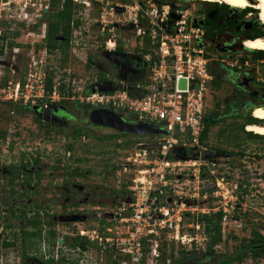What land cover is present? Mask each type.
<instances>
[{
  "label": "built area",
  "instance_id": "2783aa9c",
  "mask_svg": "<svg viewBox=\"0 0 264 264\" xmlns=\"http://www.w3.org/2000/svg\"><path fill=\"white\" fill-rule=\"evenodd\" d=\"M63 2L60 0L58 7H53L52 0H0V29L3 26L14 32L19 28L33 30L37 27L42 31L43 41L49 22L42 20L49 17V12L52 14V8L55 12L62 10ZM71 5L69 49L72 38L80 30L82 16L89 14L91 8L97 9L99 16L95 26H100L102 58L110 60L105 53H111V57L118 54L120 58L128 55L123 54L124 50L117 53L120 41L115 30L120 27L133 32L135 49L140 51L131 54L140 62L142 72L137 74L140 77L134 81L130 79L129 83L105 75L103 82L98 81L97 75L93 80L76 79L70 74L64 79L65 72L50 65V51L44 43L38 49L34 47L35 43H30L31 50L26 52L27 72L21 82L9 81L0 89V101L44 110L64 100L112 111L164 130L166 135L156 136L158 143L138 145L136 152L123 163L122 171L132 172L128 173L131 175L125 183L128 203L121 202L115 211L108 212L114 217L105 220V225L80 229L77 236L102 252H112L117 264H148V261L156 264L162 235L186 251H204L207 237L203 225H184L183 217L188 214L197 218L221 210L224 215L222 225L227 219V222L234 219L227 214L228 188L220 183L222 179L212 181L211 198L219 202L213 208L205 205L209 196L207 192L201 195L202 190L198 192L197 186L183 191L182 188L174 190L171 184L180 177L174 178L176 171L191 170L197 180V169L209 165L204 159L208 151L200 144V136L204 128L205 99L212 79L210 63L215 57L208 52L212 42L204 39L205 30L200 25L202 18L191 15L189 10H176L174 20L169 22L170 7L157 0H71ZM113 16L122 19L114 24ZM146 33L150 44L155 46L153 61L149 54L141 53ZM57 40L62 41V38ZM86 56H89L87 52L81 54L83 62ZM95 58L94 54L92 67ZM48 77L52 80L50 92L46 84ZM180 80L185 82L184 89H179ZM176 147L181 150L174 151ZM176 157L184 159L176 160ZM231 209L233 212L235 207ZM57 256L58 251L56 260ZM5 263L0 256V264ZM256 264H264V259Z\"/></svg>",
  "mask_w": 264,
  "mask_h": 264
},
{
  "label": "rangeland",
  "instance_id": "374dc122",
  "mask_svg": "<svg viewBox=\"0 0 264 264\" xmlns=\"http://www.w3.org/2000/svg\"><path fill=\"white\" fill-rule=\"evenodd\" d=\"M157 1L169 7L181 6L182 8H187L189 13L194 16H196L197 9L204 2L181 0L182 2H186L184 5L175 0ZM205 3L223 5V3L217 1ZM249 9L255 10L251 7ZM236 11L242 12V10L237 9ZM54 12L55 10L52 8V13ZM50 13H48L49 16ZM98 16V10L94 8H91L89 14L82 16L80 30L72 38L71 49L67 52V64L61 67L64 63L62 62L63 55L60 51H54L50 53V65H59V69H62L66 74L64 79H67V75L69 76L70 74V76L76 79L85 80L88 78V80H93L99 71L105 76H114L118 80L133 79L134 75H132V78H128L129 75L125 71L121 73V77H118L116 69L114 68L116 65L113 64L120 65L121 63L114 60L106 61L102 58V52L100 50L102 42L99 40L100 26H95ZM250 16L248 15L245 20H249L251 18ZM257 17L259 24L262 26L263 24L261 23L263 22L260 19V15L258 14ZM49 19L50 17H45L42 22L48 23L50 22ZM111 19L114 24H117L116 22L122 18L113 16ZM247 25L245 23V26ZM115 32L119 38L120 46L124 50V54H135L137 52L135 49L137 44L136 40H134V33L120 29V27H117ZM14 33L17 34L15 37L13 35ZM41 36L42 31L37 27L33 30L19 28L14 32H10L3 26L1 27L0 89L3 88L5 82H21L23 75L27 72V64L29 63L26 55V52L31 50L29 44L35 43L34 47L38 49L39 46L45 43L44 40H41ZM225 46L228 47V45ZM83 52H87L91 57L94 54L97 56L93 60L94 67H85L81 58ZM241 54H245V51L240 46V41H238L237 44L231 46L230 53L224 55L222 59H225L226 62H232L233 60L228 59L226 57L227 55H232L235 58ZM11 66H14V68H10ZM115 79L112 80L116 81ZM210 99L211 97L208 92L205 99V114L208 113L207 104ZM66 108L68 110L64 112L68 118L64 114L59 116L65 117L67 122H64L61 118V122L54 123L52 125L53 129L46 134L45 130L39 129L32 114L25 112L18 114L15 113L16 111L12 106L0 104V134L5 135L3 139H0V228L3 227L2 224L5 226L3 234L0 235V256L6 262L5 264H26L21 245V232L25 226H23V222L11 219L15 226L11 229H9L10 227L6 228L5 224L11 221H4L2 218H10L11 208L16 212L26 207L27 205L25 204H30V202L32 203L35 200L37 203V206L35 205L36 210L38 209L44 214L42 204H45L46 208H48V213L44 217L41 216V218L45 221L49 220L56 223V239L57 241L62 240V242L61 244H57L56 242L52 248L49 243L43 242L41 239V241L37 242L34 247L29 248L25 253L26 258L30 259L32 263L37 264V260L40 259L39 257L42 254L49 258V252H54L52 264H112L111 262L114 260L112 252H102L88 242H86L85 247L87 248V252H80L79 249L71 250L69 247L71 239L76 238L80 229L87 230L90 227H101L102 225L96 221L75 224L74 222L77 221L76 217L67 215L58 216V206L69 203L70 201H67L64 195L62 199H59L56 197V194L59 195L60 192L65 194V192L71 191V188L69 187L68 191L65 188L61 190V188L54 184H59L60 179L63 182L69 179L71 176L67 175L68 171L75 173L74 170H77L78 174H83L86 178L81 179L74 175L72 179L73 184L83 188V193L76 196V200L84 203L85 206L83 208L95 212L94 214L113 212L129 196L125 189V183L131 175L128 173L132 172L128 171L125 173L122 171L125 159L133 155L140 145L151 146V143H158L159 138L156 136H136V138L127 137L115 141H100L98 138L107 135V130L90 127L87 123V114L81 109H70L68 106ZM253 119L256 120L255 118ZM58 124L65 125L59 126L63 129L61 134L57 133ZM77 127L84 128L86 133H83V138L73 140L70 133L72 129ZM232 136L237 138L234 139ZM117 145L118 147H116ZM68 146L72 147L69 157L66 151ZM203 146L208 151L222 149L227 152H233L234 156L228 162H223V164L215 166L207 165V167L204 166L205 169H201V166L197 169L199 170L197 180L193 178L191 170L184 173L176 171L174 178H177V176L180 177L176 181H171V184L174 190L182 188L183 191H188L197 186V191L200 192L212 186V179L210 180L208 176H219L217 179H223V181L220 180V183L225 188H228L226 189V197L229 200L227 203V214L234 219L230 220L231 222H227L228 219L223 222L222 227L225 243L221 244L217 251L230 255L242 239L249 237L252 228L264 233V141L245 139L239 130L217 133L215 128H209ZM32 159L39 161L37 166L38 170L43 172L41 185H21L23 186L21 188L19 187L20 185H17L14 187L16 192L19 189L27 188L29 196L25 195L22 197L21 194L11 195V186L8 183L11 175L8 169L11 166L19 169L22 164L25 166L21 170L22 174L25 172H34V168L31 170V167H33L32 163L27 164ZM58 161H60V164H58ZM61 171L63 173H60ZM32 183L33 180L31 181ZM236 186L237 189L234 188ZM231 195L232 197H230ZM28 198H30L29 201ZM207 202L205 205H210L209 207L213 208L219 203L213 197L211 201ZM232 207L239 208V211L235 215L232 212ZM43 235H45V232ZM4 236L13 240V247L6 248L2 245ZM165 243L167 245L163 247ZM159 248H162L167 256L170 250L173 251L175 258L179 256L180 249L178 246L171 244L165 238L159 241ZM57 251L58 257H64V262L55 259ZM158 263L159 261L156 264ZM148 264L151 263L148 261Z\"/></svg>",
  "mask_w": 264,
  "mask_h": 264
},
{
  "label": "flooded vegetation",
  "instance_id": "af4514ba",
  "mask_svg": "<svg viewBox=\"0 0 264 264\" xmlns=\"http://www.w3.org/2000/svg\"><path fill=\"white\" fill-rule=\"evenodd\" d=\"M223 8L219 6H213L208 4L200 5V7L197 9L198 16L202 18V25L205 23V14L209 12V16L211 15L212 21H218V25L222 26L223 20L220 18V14L223 12ZM258 14H260L258 12ZM225 15V20H238L241 21L243 25L236 24L234 30H231L230 32L221 33L219 31L216 32V36L218 38L217 42L214 44H211L210 49L211 53L214 55L213 60V66L212 69L217 72L215 76H212L211 82H212V94L209 103L207 104L208 107V113L204 115L203 122L208 123L209 128H215L217 133H224V132H230L232 130H239L241 132L242 137L245 139H250L251 141H264V138H258L253 135L248 134L246 127L248 125L257 124V125H263L264 122H259L257 120H254V111L255 109L261 107L264 108V55H254V54H241L238 57L233 58L232 55H227L226 57L228 59L233 60L232 62H226L225 59H222L221 57L229 54L230 51L228 50L229 47L233 46L234 44H237L238 41H240V45L242 41L250 40V39H243V33L245 30L252 29L253 32L250 33L249 36H252L254 34H261L264 33V25L263 27L259 24L256 16L257 13L254 12H248L244 16H241V12H237L236 9L229 8L227 9ZM248 15H251L249 20H245ZM259 19V18H258ZM260 21V20H259ZM245 23L248 25L245 26ZM264 24V23H261ZM227 25V24H225ZM225 45H228L226 47ZM224 50V51H223ZM124 54V53H123ZM123 63L113 64L116 65V67H113L116 69L117 76L121 77V73L124 71L127 72L129 75L128 78H132V75H137L142 72V69L139 67V60L135 55H122ZM241 59H243V62H241ZM110 61V60H109ZM211 65V64H210ZM72 107V106H71ZM98 108H91L89 112L93 110H97ZM56 111L58 120L57 122L51 121L45 122V123H59L63 119L64 122H67L65 120V117L68 118L66 113L64 111H67V108L65 107H52L51 114ZM65 115V117H61L59 115ZM88 117V114H87ZM124 119H126L128 122L136 123L135 120L131 117L123 116ZM62 118V119H61ZM64 124V123H63ZM59 126H65L62 124H58ZM92 128H98L94 126H90ZM104 129V128H100ZM108 130V129H105ZM112 131V130H109ZM252 133V132H250ZM256 135V134H255ZM137 137H145V136H137ZM234 139L237 137L232 136ZM83 138V137H82ZM240 138V137H239ZM208 151V150H207ZM71 152V151H70ZM69 151H67V156L69 157ZM210 154L207 155V160L209 161V165L215 166L219 164H223L228 162L230 158H233V152H227L222 149H216L213 151H208ZM206 157V156H205ZM35 159L30 160L29 163H32L33 167H31V170L34 168V172H25L22 174L21 170L25 167H20L19 169H16L14 166H11L9 170V174L11 175L10 180L8 181L9 185L11 186L10 193L11 195H22L24 197L27 196L29 191L27 188L15 190V186L20 185L19 187L31 185V186H38L41 185L42 175L43 172H40L38 170V164L34 163ZM212 162V163H211ZM231 162V160H230ZM28 163V164H29ZM58 164H60V161H58ZM13 167V169H11ZM14 171V172H13ZM74 172H69L67 175H70L71 177L63 182V180L60 179L59 184H54L55 186H58L61 188L69 190V187L71 188V191L65 192L63 194L60 192L59 195L56 194V197L59 199L63 198V195L65 196L67 201H70L66 204H60L58 206V216H73L77 218V221L74 223H89L91 221H96L100 224L101 215L108 213H98L94 214L95 212H91L87 208H83L85 206L84 203L76 200V196L81 195L83 193V188L78 187L79 185L73 184V178L74 175L76 177L85 179L86 176H83V174H78L77 170H74ZM212 172V171H211ZM60 173H63L62 171ZM59 177V176H58ZM209 179L214 182L219 176H208ZM20 178V180H18ZM62 178V177H61ZM33 180V183L31 184V181ZM223 180V179H222ZM11 181L13 183H11ZM23 185V186H21ZM237 189V186H236ZM41 193V192H40ZM29 196V195H28ZM37 196V195H36ZM30 198H28L29 201ZM55 200V199H54ZM40 201V199H39ZM57 202V200H56ZM26 207H23L22 210H17L16 212L13 211V208L10 210V218H2L4 221H11V219H14L18 222H23L25 228H22L23 230L32 231V227L28 224L30 222H40L41 226L43 228L42 234L45 232V234L49 231L55 232V227L57 226L54 221L44 220L41 218V216L44 217L45 214L48 213V208H46L45 204H42L44 214L40 212L38 209L36 210V200L34 202H30V204H25ZM36 205V206H35ZM38 206H40L38 204ZM24 215L25 218H19L17 216ZM17 217V218H16ZM7 227H10L11 229L15 224L11 222H7ZM12 223V224H11ZM3 227L0 228V235L4 232V224H2ZM6 238V239H4ZM79 237L76 236V238L71 239V242L73 240L78 239ZM43 242L45 241L44 235L42 236ZM8 244L6 248H10L14 246L13 240H10L6 236L3 237L2 245ZM86 247V246H85ZM81 247L77 248L80 252H83L81 249L84 248V252H87V248ZM74 250V249H71ZM54 253V252H53ZM52 252H49V255L54 258ZM35 254V253H34ZM64 258L63 256L58 257ZM24 259H26V264H34L31 262L30 259L23 256ZM40 259L37 260V264H45L47 260H49L48 256L42 254L39 257ZM25 261V260H24ZM65 261V259H64Z\"/></svg>",
  "mask_w": 264,
  "mask_h": 264
},
{
  "label": "trees",
  "instance_id": "16d2710c",
  "mask_svg": "<svg viewBox=\"0 0 264 264\" xmlns=\"http://www.w3.org/2000/svg\"><path fill=\"white\" fill-rule=\"evenodd\" d=\"M60 0H52V6L53 7H58V3ZM115 1V0H112ZM122 1V0H119ZM178 1L180 3H183L184 5L186 4V2H182L181 0H175ZM213 5V6H219L216 4H209V3H205L202 2L201 5ZM224 10L223 12L220 14V18L223 20V25L219 26L218 25V21H212L209 20L208 16H209V12H207L205 14V23L203 25V28L205 30V35H204V39L208 42H212V44H214L215 42H217L218 38L216 36V32L219 31L221 33H225V32H230L231 30H234L235 25L236 24H240L241 21H236V20H225V13L227 11V9H229V6L227 5H220ZM184 7V6H183ZM72 5H71V0H64L63 5H62V10L56 11L52 14H50V22L47 24V29H46V35H45V47L51 52L54 51H60L63 55V60L62 62H64L62 66L67 64V52L69 50V41H70V37H71V28H70V21L72 18ZM176 10H188L187 8H182L181 6H170L169 8V22H172L176 16L175 11ZM248 12H254L260 13V10L257 12V10H250L249 8H246L244 10H242L241 12V16H244L246 13ZM196 15L198 14V12L195 13ZM76 26L78 25V21L75 22ZM227 24V25H225ZM241 25H243L241 23ZM264 25V24H263ZM262 25V27H263ZM253 32L252 29H248L245 30V32L243 33V39H256V38H263L264 37V33L261 34H254L252 36H249L250 33ZM14 37L17 35L16 33L13 34ZM57 38H62V41H58ZM144 41H143V46L141 48V53L142 54H149L151 56V60L153 61L155 59V55H154V48L155 46H152L150 44V39L147 35V33L144 35L143 37ZM116 51L117 53H120V51L122 52V48L120 46V43L117 45L116 47ZM137 52H139L140 50L136 49ZM245 54H254V55H264V52L262 51H251V50H247L244 49ZM208 52H212L210 47L208 48ZM223 57V56H222ZM221 57V58H222ZM91 56H86L85 60H84V65L86 68H90L91 67V61H92ZM241 62H243V59H241ZM210 69H209V73L212 76H215L217 74V72L215 70L212 69L211 66H213V62L210 63ZM59 66V65H58ZM141 75V74H140ZM140 76L138 75H134L133 79L131 80H136L137 78H139ZM74 78V77H73ZM97 78L99 82H103L105 80L104 74H102L101 72H98L97 74ZM79 79V78H77ZM128 83L131 81L130 79H125ZM6 84V82H5ZM46 84H47V90L48 92L51 91V86H52V80L50 77L47 78L46 80ZM63 89V85L60 86V90ZM212 82L210 81L209 84V94L210 97L213 96L212 94ZM46 103L49 104V100L46 99ZM0 104H4L5 106H12L14 108V110L16 111L15 113H30L34 116L35 118V122L38 124V127L40 130H45L46 134H48V132H50V130L53 129V124L51 123H45L42 121V119L40 118V116H38L35 112H34V107H29V106H23L20 103L14 104L8 101H0ZM55 107H66L68 106L70 109H81L82 111H84L86 114L89 113L90 109L88 106L85 105H81L75 102H67V101H60L56 104H54ZM72 106V107H71ZM53 107V106H52ZM68 110V108H67ZM14 113V111H13ZM205 114V113H204ZM88 123V122H87ZM89 125V124H88ZM209 125L208 123H204L203 122V131L201 133L200 136V144L203 145L204 144V140L206 139L207 133L209 132ZM91 126V125H89ZM63 131L62 128L58 127L57 129V133L61 134ZM108 131L107 135H104L100 138H98L100 141H104V140H118L120 138H127V137H132V138H136V136L134 135H127V134H119L116 133L114 131ZM83 133H86V130L82 127H77L71 130V135H72V139L73 140H77L80 139L83 135ZM248 134L253 135L255 137L258 138H264V136H259V135H255L252 134L250 132H248ZM5 137L4 134H0V139H3ZM131 142V141H130ZM129 142V144H130ZM118 147V145L116 146ZM66 151H72V147L68 146L66 148ZM29 163V162H28ZM27 163V164H28ZM34 163L37 164L38 160L35 159ZM20 167H24V165H20ZM13 169V167L11 168ZM201 169H205L204 167H202ZM14 172V171H13ZM11 183H13L11 181ZM214 188L211 187L207 190H202L200 193L201 195L204 192H207L208 194V200L207 201H211V194L213 192ZM208 203V202H206ZM210 206V205H208ZM239 211V208H235L233 210L234 215L235 213ZM20 219L21 218H25L24 215H20L17 216ZM16 217V218H17ZM224 215L222 213V211H217L215 213H207V214H203V215H199L197 218H193L191 215L185 214L183 217V224L187 225L190 223H198L203 225V230L204 233L207 237V241L205 244V250L202 252H197V251H186L183 247L178 246V248L180 249L179 252V256L177 258H175L173 251L170 250L168 256L166 255V252L163 251L162 248H159V253L160 256L158 258L159 263L158 264H256L258 261H260L261 259H264V236L261 234V232L259 230H256L254 228H252L250 230V235L248 238L246 239H242L239 243V245L235 248V250L233 251V253H231L230 255H228L227 253H219L217 251V249L220 247L221 244L225 243L224 240V234H223V227H222V219H223ZM236 217V216H234ZM239 221V220H238ZM231 222V221H229ZM101 225H105L106 221L103 220L100 222ZM33 229L32 231H27V230H22L21 232V245H22V249L24 252V257H26L25 253L28 251L29 248H32L36 245L37 242L41 241L42 239V231L43 228L41 226L40 222H30L28 223ZM45 240L50 244V246L53 248L54 245L57 242L56 239V235L54 231H49L47 232L45 235ZM164 239V235L161 236L160 240ZM87 241H85V239H81L78 238L76 240H73L70 244L69 247L71 249L76 250L77 248H81V247H85ZM167 243V242H166ZM163 244L167 245V244ZM174 244V243H171ZM5 247L8 246V244H4ZM148 250L146 249V252ZM60 262H64V258H59ZM53 263V257L52 255L50 256L49 260H47L45 262V264H52ZM112 264H117L116 261H112ZM44 264V263H43Z\"/></svg>",
  "mask_w": 264,
  "mask_h": 264
},
{
  "label": "water",
  "instance_id": "95a60500",
  "mask_svg": "<svg viewBox=\"0 0 264 264\" xmlns=\"http://www.w3.org/2000/svg\"><path fill=\"white\" fill-rule=\"evenodd\" d=\"M257 17V16H256ZM209 18L211 19V15L209 16ZM258 18V17H257ZM202 25V23L200 24ZM130 28H133V25H130ZM264 38V37H263ZM255 40V39H252ZM247 41V40H245ZM245 41L241 42V47L243 49H246L243 44ZM229 47V51H230ZM248 50V49H247ZM224 51V50H223ZM108 55V59L110 60H114V61H118L119 63H123V57H119L118 54H114L112 55V57L110 56L111 53H105V56ZM146 67V63H143V68ZM10 68H14V66H11ZM195 82H193L194 84ZM185 87V82L184 80H180L179 81V89H184ZM195 89H198V86L195 87ZM92 92H94V89L91 90ZM168 91H172V89H169ZM261 108V107H259ZM51 110L52 107L48 106L46 109L42 110L41 108L38 107H34V112L40 116V118L42 119L43 122H50L54 121L57 122L58 117H57V113L56 111H54L53 114H51ZM259 122H263L261 120H258ZM87 122L89 125L94 126V127H98V128H104V129H108V130H112L116 133L119 134H127V135H134V136H164L166 135V132L164 130H159L158 128H156L153 125L147 124V123H142V122H128L126 119H124V117L122 115L116 114L112 111H108L105 109H97V110H93L91 112L88 113V117H87ZM181 148L176 147L174 149V151H180ZM210 154L209 152H206L204 154V159H207V155ZM177 159H184V158H179L176 157ZM170 201V200H169ZM125 203H128V201H126ZM114 216L111 213H105L101 215V220H109L112 219ZM117 218V216H115ZM62 240H58L57 244H61ZM83 252L85 251L84 248L81 249Z\"/></svg>",
  "mask_w": 264,
  "mask_h": 264
},
{
  "label": "bare ground",
  "instance_id": "6f19581e",
  "mask_svg": "<svg viewBox=\"0 0 264 264\" xmlns=\"http://www.w3.org/2000/svg\"><path fill=\"white\" fill-rule=\"evenodd\" d=\"M188 1V0H185ZM189 1H204V2H220L233 9L244 10L246 8H253L255 10H260V19L264 23V0H189ZM243 46L251 51H262L264 52V38H256L255 40H247L244 42ZM254 118L256 120H261L264 122V108L255 109ZM247 132H252L259 136H264V124L257 125L252 124L246 127Z\"/></svg>",
  "mask_w": 264,
  "mask_h": 264
},
{
  "label": "clouds",
  "instance_id": "9594fccd",
  "mask_svg": "<svg viewBox=\"0 0 264 264\" xmlns=\"http://www.w3.org/2000/svg\"><path fill=\"white\" fill-rule=\"evenodd\" d=\"M254 134V133H253Z\"/></svg>",
  "mask_w": 264,
  "mask_h": 264
}]
</instances>
